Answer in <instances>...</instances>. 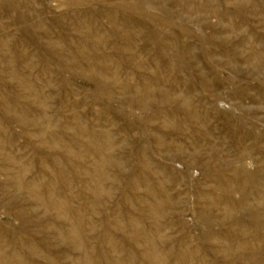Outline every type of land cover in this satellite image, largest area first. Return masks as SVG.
Segmentation results:
<instances>
[{
    "label": "rangeland",
    "instance_id": "rangeland-1",
    "mask_svg": "<svg viewBox=\"0 0 264 264\" xmlns=\"http://www.w3.org/2000/svg\"><path fill=\"white\" fill-rule=\"evenodd\" d=\"M0 264H264V0H0Z\"/></svg>",
    "mask_w": 264,
    "mask_h": 264
},
{
    "label": "bare ground",
    "instance_id": "bare-ground-1",
    "mask_svg": "<svg viewBox=\"0 0 264 264\" xmlns=\"http://www.w3.org/2000/svg\"><path fill=\"white\" fill-rule=\"evenodd\" d=\"M146 89V88H145ZM143 91V90H142ZM143 103V102H142ZM142 108H144V107H142ZM172 122V121H171ZM172 124V123H171ZM164 145V143L163 144H161L160 145V147H162ZM29 190V189H28ZM38 196V195H37ZM57 212V211H56ZM72 227H74V226H72ZM76 233V232H75ZM76 235H78V233L76 234ZM76 238H77V236H76ZM79 241V240H78ZM81 242V241H80Z\"/></svg>",
    "mask_w": 264,
    "mask_h": 264
}]
</instances>
